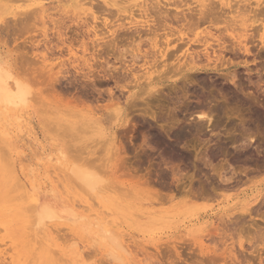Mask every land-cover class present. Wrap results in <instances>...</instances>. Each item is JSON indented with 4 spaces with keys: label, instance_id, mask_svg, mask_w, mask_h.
<instances>
[{
    "label": "rangeland",
    "instance_id": "1",
    "mask_svg": "<svg viewBox=\"0 0 264 264\" xmlns=\"http://www.w3.org/2000/svg\"><path fill=\"white\" fill-rule=\"evenodd\" d=\"M87 1L89 0H0V49L16 73L26 79L27 76L31 78L27 80L32 94L28 97L29 101L21 118L15 120L9 116L5 122L0 123V264H264V204L256 206L260 210L257 208L258 210L250 211V214L249 211H240L242 205L246 206V202H251L254 196L264 197V68L257 65L263 76L259 79L257 70L248 72L244 65V59L251 66L255 62H264V57L255 61L252 56L238 58V86H233L230 79L226 80L224 73L221 74L224 77L222 79L221 75L212 72L188 73L187 77L160 83L156 89L160 88L161 91L157 90L151 97L144 93L148 88L145 83L151 79L155 81L158 71L165 70L168 66L175 68L180 64L176 55L190 46L186 43L187 38L183 39L186 47L178 44L183 43V40H175L179 38L178 32L176 33L179 26L174 24V35H167L173 55L170 54V58H166L164 62L157 58L159 67L155 63L152 69L157 67L158 71L152 74L151 79H144L142 72L145 70L141 65L147 60V56L150 60L153 49L149 38L152 35L143 34L144 38L140 42L137 38L134 43L123 40V44L119 41V45L123 44V49L128 52L147 53L145 58H138L133 65L134 74L139 76L141 82L137 89L145 90L139 91L140 94L135 90L139 94L136 96L139 102L137 99L133 102V97H130L125 111L129 122L118 126L112 139L101 108L110 102L108 88H112L114 82L110 80L107 84H99L97 90L91 86L89 90L88 82L79 77L74 68L83 66V58L89 56V53L95 50L97 53L98 48L105 47L101 45L93 49L90 40L94 38V24L95 30L100 33L99 37H106L108 33L105 36L103 32L109 28L115 29L116 21L125 22L129 18L114 20L110 17L112 20L108 19L112 23L105 27L102 23L103 15L93 8L98 16L94 23L90 11L79 8L81 3L85 4L83 7L91 5V2L87 5ZM96 1L93 0L92 3ZM148 1L150 0H124V5H130L135 10L137 7L131 5L149 3ZM186 2L197 4L196 0ZM41 6L46 10L42 17L39 12ZM33 8L35 11H32ZM27 10L35 14L27 15ZM135 13L137 14L136 11ZM21 21L32 25L24 24L26 28L23 29ZM76 21L81 27L75 25ZM111 25L115 27L112 28ZM99 27L105 31L102 32ZM164 33H159L162 38L157 36L160 46L165 43ZM136 42H139V46ZM177 45L180 47L179 51L174 49ZM89 46H92L91 50ZM198 46L194 43L190 47L199 49ZM84 47L87 48L86 51H83ZM103 50L108 52L103 48L102 54ZM114 53L112 55L115 57ZM104 55L107 59L106 54L102 56ZM114 57H108L111 59L109 64H115L114 67L118 68L114 70V74L121 76L124 73L119 68L121 62L116 60L114 63ZM127 57L128 60L129 56ZM100 60L98 65L104 62V59L102 62ZM127 60L125 63L129 62ZM152 63L148 61L147 64ZM59 66L64 71L67 68L68 71L69 68L72 70L71 73L62 72L66 73L64 76L67 75V79L60 78L62 81H57V85H53L57 87L53 90L49 79L50 68L62 71ZM102 67H105V63ZM130 77H126V80ZM124 81L120 79L119 83ZM126 82L121 83L125 84L121 91L118 88L111 96L113 99L115 94L121 96V107L125 104L123 101L130 86ZM129 84L133 85V81ZM132 89L131 86L129 90ZM78 99L82 100L81 103ZM65 101H70V104ZM195 102H201L205 108L221 107L220 113L213 111L214 113H210V120H201L197 117ZM76 108L83 109L80 113L77 110L81 115L75 112ZM252 108L260 110L258 118L253 115ZM90 116L99 117L101 121L104 119L101 122L103 128L96 127L92 132V125L96 123L92 124ZM97 125L99 126L98 123ZM194 125H198L197 132ZM169 127L174 130L183 127L188 131L180 142V147L187 156L185 159L181 158L183 160H176V163L172 162V166H177L174 165L175 170L172 168L176 176L171 175V164L168 167L163 164L160 156L163 154V146L157 149L158 146L147 144L152 138L151 133L155 130L163 132ZM77 162L85 163L103 179L101 189H104L98 192L101 196L72 182L68 167ZM203 183L206 184L203 186ZM222 184L232 187V190L224 192L222 188L225 186ZM36 186L41 190L54 192L71 207L78 218L75 222L77 226L54 225L52 221L51 226L48 220L41 225L34 224L35 203L32 201L38 192L35 190ZM233 187H237V190ZM205 188L209 191L206 189L207 194L209 193L206 197H190L194 192L204 195ZM227 196H232L229 202L224 200ZM171 198L174 199L173 202ZM187 200L193 204L187 205ZM100 227L105 229V233L117 234V238L124 243V249L117 251L119 258L116 261L119 263L108 258L111 257L108 250L112 246L105 243L107 240L97 237L96 230ZM225 229L229 231L226 232ZM239 239L243 244L241 248ZM94 240L99 242L94 244ZM88 241L90 244L92 242L91 246Z\"/></svg>",
    "mask_w": 264,
    "mask_h": 264
},
{
    "label": "bare ground",
    "instance_id": "2",
    "mask_svg": "<svg viewBox=\"0 0 264 264\" xmlns=\"http://www.w3.org/2000/svg\"><path fill=\"white\" fill-rule=\"evenodd\" d=\"M92 1L93 0L87 1V5H88V2H91V5L89 4V6H87V7H83L85 4L83 5V3H81L79 5V8L82 9L83 11L89 10L90 11L89 14H91L90 16H91V19L94 21V23L96 22L95 20L98 19V16L96 15V10H93V8L97 9V11H98L97 13L100 12L101 14L100 13L99 14L103 15V21L102 20H100V21H102L103 26H105V27H107L109 23H112L110 21L111 18L114 20H120V19L124 20L126 18H129V21H125V22L119 21V23H118V21H116L117 27L115 29H110L109 28L110 26H109L108 27L109 30L105 31V30H103L102 27H99L100 29L102 28V32L105 31V32H103L104 35L108 33L107 36L105 35L106 37H101V36L99 37L100 33L97 32V29L95 30L94 27H96V25L94 23H92L94 25L92 27L93 32L92 31L91 32L93 33L94 38H92L90 41L93 44L92 46H94L93 49L95 50V46L100 47L101 45L102 46L104 45L105 47H102L100 49L98 48L97 53H95V51H96L95 50V51L89 53V56L84 57L83 63H82L84 67L83 66L76 67L77 66L76 65L75 66L76 68H74L75 69L74 72L76 74H78L79 77H82L83 79H85L88 82L87 83L88 85L86 83L85 84L88 86L87 89H89V90H90L89 87H91V86H93V89L94 88L96 89V87H98L99 84H101V85H102V83L107 84V82H109L110 80H112L114 82L113 87L116 89H112L113 87L110 88L111 86L108 88V94L110 97V102H107L106 104H104V107H103V105H101L103 107L101 109L103 110L104 119L106 120L107 126H109V128H108L110 131L109 133L112 134V136H111L112 139H114L115 129L118 126L119 127L123 126L124 124H126V122H129V121H127V116H126L125 111H126V106H128V104H129L130 97H133V99H132L133 102L138 101L136 96L137 95L139 96V94H140L139 91H141V89L139 90L137 88L141 85V82H140L139 76L134 74L135 71L133 70L134 69L133 65L138 58H145V56L147 55V53H145V51L143 53H140V51L128 52V51L124 50L122 47V45L124 44V42H122L123 40H126V42L130 41L131 43H134L136 38H137V41L140 42V39L144 38L143 34H145L146 36H148V34L152 35V37L149 38V40L151 42L153 51H152L151 56H149V57L153 63L147 64L148 61L151 62L150 60H148L149 59L148 56L146 57L147 60H144V62L142 63V65H141L143 67L142 69L145 70L144 72H142L144 79H151L152 74L158 71L156 69L157 67L155 69H152L155 66L156 62L159 63V61H157L158 57L161 59V62H164L166 60V58L167 59L170 58L168 56L170 54H172V50L169 49V44L171 41L168 39L169 37L167 38V35H169L168 33H171V35H169V36L174 35V32H173L174 31V24L176 26L177 25L179 26V29H177V31L175 30L176 33L178 32L179 38H175V40L176 39L183 40L186 37L187 38L186 43L188 45L191 46L192 44L195 43V44L200 46L199 49L198 48L196 49L195 47L191 48L190 46L186 47L184 45L185 44L184 40L182 41L183 43H178V44H182L186 47L185 49L182 50V52L180 54L176 55V59L179 62L181 61L180 64L175 68H173L171 66L169 68V66H168L165 68V70L163 69L162 71H158L157 75L155 74V76H156L155 81L153 79H151L150 81H147L145 83L148 88H147V92H144V93H147V95L151 96V97H153L152 93H154L158 90V88L156 89V87L161 85L160 83L168 82V81L171 82V81H174L175 79H178L180 77H187L188 73H196V74L198 73L199 74V73H203V72H205V73L212 72V73H216L218 75H221L222 73H224L223 76L225 75L226 80L230 79L229 81L232 82L233 86L234 85L238 86L240 84L239 81L237 80L238 68H239L238 67V64H239L238 58L239 57L242 58V57L252 56V60L255 61L257 59H261L264 57V0H253V1H251V0H196V3H197L196 5H192V3H187L186 0H153L152 2H150L151 1L150 0V1H148L149 3L143 2L142 4L136 3V4L131 5L132 7L133 6L137 7V9H135V10L134 9L132 10L130 8V5H128V6L124 5V0H99V1L94 0V1H96V3H94V4L92 3ZM125 2H126V0H125ZM183 6H185L186 8L185 9L182 8ZM30 10H32V9H30ZM32 11H35V9ZM135 11L137 12L138 16L135 13ZM24 12L26 13V11H24ZM28 12L29 13H26L27 15L34 13L31 11H28ZM39 12H40L41 17H42L43 16L42 14L45 13L46 10L44 9L43 6H41ZM85 14H88V13H85ZM105 14H106V17H105ZM30 16L32 17V15H30ZM29 17L27 16V18H29ZM108 18H110V19H108ZM33 19L31 20V18H30L31 21H33ZM30 20H26V21L30 22ZM55 22H57V21H55ZM86 22H87V20H86ZM24 24H27L28 26L32 25V24H29L27 22L21 23V25H24ZM75 25L80 26V23L78 21H76ZM112 25H111V27H112ZM16 27H18V26H16ZM114 27H115V25H114ZM114 27H112V28H114ZM22 28L25 29L26 25L22 26ZM182 29H183V31H182ZM76 30H77V28H76ZM13 31H14V29H13ZM46 31H47V29H46ZM79 31H80V28H79ZM120 31H122V32H120ZM80 32H82V31H80ZM160 32H165L164 33L165 34V36H164L165 37L164 38L165 43L163 46L159 45L160 39H157L158 35H160V37L162 36L161 34H159ZM119 33L122 34V36ZM68 34H69V32H68ZM118 34H119V39L117 37ZM43 35H45V33ZM84 35H85V33H84ZM142 35H143V37H142ZM68 37H69V35H68ZM107 38H109V39L105 40ZM145 38H147V37H145ZM70 40H72V38ZM117 41H118V43H117ZM119 41L122 42L123 44L119 45V43H120ZM139 42H136L137 46H139ZM38 43H40V42L38 41ZM87 44H89V43L87 42ZM23 45H24V43H23ZM182 45H181V47L183 48ZM92 46H91V48H92ZM51 47L53 48V46H51ZM89 48H90V46H89ZM91 48L89 50H91ZM103 48H106L108 50L107 53L103 50L104 51L103 54H106L107 59L104 58L105 55L102 56L103 55L102 54ZM174 49L180 50L179 45H177ZM86 50H87V48L84 47L83 51H86ZM109 51H110V53H109ZM47 52H45V53L47 54ZM51 52H52V50H51ZM114 52H116L117 55ZM175 52H177V51H175ZM113 53H114L115 57L112 55ZM226 54H229V56L226 57ZM83 56H85V55L83 54ZM109 56L114 57V59H115V62L113 61L114 63H116V60L121 62L122 64L120 63L121 66L119 65L120 66L119 68H121L124 73L129 74L131 77L129 75L126 76V74H124V73H122L121 76L114 74V72H115L114 70L118 67H114L115 64L114 65L109 64L110 63L109 61H111V59L110 60L108 59ZM127 56H129L128 60L126 59ZM181 58H183V61ZM44 59H45V57H44ZM99 59H101V60L104 59V62H102L101 60L100 61L103 64L105 63V67H102L103 64L102 65L99 64L100 68L98 69L97 67L99 65L97 63H98ZM125 59L129 62L125 63V61H126ZM244 62L246 63V64L244 63V65H246L245 68L247 69L248 72H250L254 69V70H257L256 74L259 75L258 76L259 79H261L263 77V76H261V73H259L260 70L258 69V66H259L258 64H260V66L262 68H264V62H260V63L255 62L254 65H251V66L247 65L246 59H244ZM176 63H174V64H176ZM165 64H163L162 66L165 67ZM160 65H161V63H160ZM156 66H158V64ZM59 69L62 71H59L58 69H56L58 71H53L52 68H50L51 72L49 73V79L52 82V83L51 82L50 83H51V89L54 88L53 90H55V87H57V86L53 87V85H57V81H62L63 80L62 77H65V79H67V77H66L67 75L66 76H64V75L67 72L71 73L70 70H72L71 68H69V71H68V68H67L64 71V69H61V67ZM44 72H47V71H44ZM44 72H43V74H44ZM62 72H66V73L63 74ZM61 73H62V75H60ZM139 75H141V74H139ZM126 77H130L133 79L127 78V80H126ZM29 78L27 76L28 80H29ZM220 78L222 79L224 77H222V75H221ZM249 78H250V76H249ZM27 79H26V77H23L22 75H20L14 71V69L12 68V64L10 63V61L6 58V56L2 53V51L0 49V123L3 121L5 122L9 116H12L15 120L16 119L18 120L19 118L22 117L23 109L26 107V105L28 104L27 102L29 101L28 97H30L29 95H32L31 94V86H30ZM32 79H33V77H32ZM34 79H36V75H35ZM70 79H71V76H70ZM120 79H121V81L125 80L124 82L127 81L126 83H128V85H130L129 88L131 86L133 88L132 90H129V88H128V90H127L128 94L125 97V99L123 98L124 99L123 102L125 103L124 106L122 105L123 107H121L120 106L121 104H119V103H121L120 98H119L121 96L118 97L115 94V99H113L111 97L115 93V92H113L114 90H117L118 88H120V91H121V88L125 87V84H121L124 82L119 83ZM128 79H130V80H128ZM184 79H186V78H184ZM132 81H133V85L129 84ZM53 82H55L56 84H53ZM143 82H144V80H143ZM59 84H61V83H59ZM96 84H98V85H96ZM136 89L139 92V94L135 93ZM239 89H240V86H239ZM144 90H145V88L143 89V91ZM159 90H160V88H159ZM159 90H158V92H159ZM241 90H243V89H241ZM63 91H65V90H63ZM143 91H141V92H143ZM61 92H60V88H59V93L61 94ZM59 93H57V95ZM79 93H80V91H79ZM196 94H198V93H196ZM59 96H58V98H59ZM66 96L67 95H64V97H66ZM97 96H99V95H97ZM82 97H81V99H83ZM196 97H197V95H196ZM60 98H59V101H61ZM198 98H199V96H198ZM236 99H238V98H236ZM85 100H87V98H85ZM85 100H84V102H85ZM100 100H102V99H100ZM134 100H136V101H134ZM77 101L80 102L82 100L78 99ZM65 102L67 104H70V101H65ZM197 102H199V101H197ZM131 104H134V103L131 102ZM62 105H64V104H62ZM92 106H93V104H92ZM92 106H90L91 109H93ZM95 106L97 107V106H99V104L95 105ZM133 106H136V105L134 104ZM129 107H130V105H129ZM195 107L197 109L196 111H198L197 117L201 118V120L204 118L205 119L207 118L206 120H210L211 119L210 113L213 111L214 112L217 111V113L219 111V113H220V108H221V107L217 108V106L216 107L214 106V109H212L211 107L205 108V106L203 104H201V102H200V104H197ZM99 108L100 107H98V109ZM81 109L76 108L75 112H77V110H79L78 112L80 113ZM252 110H253V115L257 116L256 118H258V116H260V110H258L256 108L255 109L252 108ZM76 114H75V116H76ZM78 114H77V116L81 115V114H79V115ZM92 115H94V114H92ZM149 117L151 118V116H149ZM104 119H102V121ZM90 120L92 121V124H93V122H95L96 124L97 123L99 124V126L98 125L96 126V124H93L94 125L93 126L91 124L92 127H94V129H92V132H94L96 127L103 128L101 125V122H102L101 118H99V117L92 118L90 116ZM177 122H179V121L177 120ZM85 123H83V124L85 125ZM102 124H105V122ZM263 124H264V121H263ZM185 126H187V125H185ZM197 126L198 125H194L195 131L198 128ZM77 127H79V126H77ZM85 127H87V126H85ZM79 128H82V127H79ZM160 128H162V127H160ZM164 129H162V130H164ZM159 131L155 130L153 133L150 134L151 135L150 137H152V138L150 139V141H148L147 144L150 143L152 145L158 146L157 149H159V147L163 146V147H161V148H163L162 149L163 154L160 155L162 158L163 164L167 167L170 166V164H171V166H170L171 175L173 174L174 176H176L173 172V169L175 168L174 167L175 164L172 166V162L175 161L173 163H176V160H178V159L180 160L181 158H184L187 156L186 152L182 151V149L180 147L181 146L180 142H182V140L186 137V134L188 131H186V129H184L183 127L176 128L175 130L170 128V127L168 129L166 128V130L163 131V132H165V134L163 132H159ZM116 139H118V138H116ZM248 140H249V138H248ZM240 142H241V140H240ZM88 143H90V142H88ZM243 145H244V143H243ZM119 149H118V151H119ZM150 149H151V147H150ZM115 151H116V149H115ZM144 153H146V152H144ZM150 153H152V152H150ZM145 156H147V155H145ZM181 160H183V159H181ZM84 161H85V159H84ZM85 162H87V161H85ZM157 166H159V165H157ZM68 171H69V175L71 176V179L73 180L72 182H74L75 184H77L80 187L82 186L86 190L88 189L91 193H93V194L97 193L100 195V193H98V192L100 190L102 191L104 189V188L101 189L103 179L97 174V172H95L92 168L87 166L85 163H83V162L72 163L71 166L68 167ZM178 173H179V171H178ZM222 179L224 181L227 180L226 177H225L226 180L224 178H222ZM210 182H213V181L210 180ZM220 182H221V180H220ZM226 182H228V180ZM142 183H144V181ZM204 184H206V183H203L202 185L204 186ZM209 184H212V183H209ZM129 186H131V185H129ZM213 186L215 187L216 184H214ZM223 186H225V185H223ZM215 188L217 189V186ZM231 188L232 187L227 185V186L223 187L222 189L224 192H226L229 189L232 190ZM206 189L207 188L204 189V191H205V193H203L204 195H200V193L197 194V192L195 193L193 190L194 193L193 194L191 193L192 196H190V197H193V198L194 197L195 198L196 197H200V198L206 197L205 196L207 194ZM219 189H220V187H219ZM222 189H221V191H222ZM234 189L237 190V187H235ZM35 190L38 192H37V195L35 198L32 197L34 199V201H32V202H33V204L35 203V205H34L35 207L33 206V209L35 208L33 210L34 211L33 213L35 214L34 224H40L41 225V223L43 221L48 220L49 223L52 221L54 225L55 224L56 225H60V224H66L67 225L68 224L67 226H69V224L75 225V222H77V220H78V218L76 217V214L73 212L72 208L69 207L67 204H65L54 192H48V191H45L44 189L41 190L38 186L35 187ZM195 191H197V190H195ZM207 191H208V189H207ZM187 192H189V191H187ZM105 193L108 196L110 195V193H108L107 191H105ZM259 193H260V191H259ZM4 194H5V192H4ZM195 194H197V195H195ZM105 197H106V195H105ZM190 197L188 199L192 200L193 198L190 199ZM222 197H221V199H222ZM231 197L227 196L224 198V200L229 202L228 200L231 199ZM5 198L3 197V199H5ZM102 198H103V195H102ZM197 199H199V198H197ZM189 200H187L188 204H187V202L185 204H187V205L193 204L194 199L192 200L193 202H190ZM171 201L173 202L174 199L171 198ZM236 201L238 202V200H236ZM239 203H241V200ZM233 204H235V202ZM252 204H255V206H253ZM263 204H264V197L258 198V195H257V196H254V199L251 202H246V206H244V204H243L242 208H240L241 210L240 209L239 210L240 211H249L248 214H250V213H252L250 211H253V210L259 208V207L256 208V206H261V205L263 206ZM239 206H240V204H239ZM262 209H263V207H262ZM236 210H238V209H236ZM259 210H260V208H259ZM263 218H264V216H263ZM53 224H51V226ZM75 226H77V225H75ZM78 227H80V226H78ZM83 228H85V226ZM100 229H102V227H100ZM100 229L96 230V231H98L97 237L102 238L103 240H107L105 243L108 242L109 245L112 246L110 248V250H108L111 253H109L107 251V254L109 253L111 255V257H108V258H112V259H114L115 262H118V261H116L119 258L117 251H119V250L121 251L124 249V247H125L123 245L124 243L122 244L120 239H118L119 237L117 238L116 233H115L116 235H113L111 233H105L104 232L105 229H102V230H100ZM81 230H83L82 227H81ZM107 230H108V232H111L110 229H107ZM225 230H226V232L229 231L227 229H225ZM112 233H114V232H112ZM224 234H225V232H224ZM221 235H222V233H221ZM225 236H226V234H225ZM228 236L231 237V234L228 233ZM85 239H86V237H85ZM98 240H100V239H98ZM88 242L87 243L89 244V246H91L92 242H91V244H90V241H88ZM96 242H99V241H95L94 244ZM100 244L101 243H99V245ZM238 244H239L240 248L243 246V244L240 242V239H239ZM106 245H108V244H106ZM120 256H121V254H120ZM119 261H120V259H119Z\"/></svg>",
    "mask_w": 264,
    "mask_h": 264
}]
</instances>
